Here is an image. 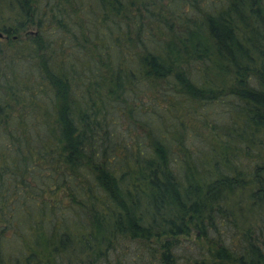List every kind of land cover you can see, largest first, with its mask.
<instances>
[{"label":"trees","instance_id":"trees-1","mask_svg":"<svg viewBox=\"0 0 264 264\" xmlns=\"http://www.w3.org/2000/svg\"><path fill=\"white\" fill-rule=\"evenodd\" d=\"M0 30V264H264V0H0Z\"/></svg>","mask_w":264,"mask_h":264},{"label":"rangeland","instance_id":"rangeland-1","mask_svg":"<svg viewBox=\"0 0 264 264\" xmlns=\"http://www.w3.org/2000/svg\"><path fill=\"white\" fill-rule=\"evenodd\" d=\"M144 100L146 101V105H148L149 102L151 101H155V104H159V105H164L165 101H161V100H154L150 97V95H145L143 94L142 96H140L139 98H137V100ZM145 105V106H146ZM197 105V112H200L199 110H201L200 105L198 104H194V106ZM214 110L217 109V107H213ZM128 110L124 113L125 117L122 116H115L114 119L119 121V128L120 130H122L125 132L124 135H128L129 134V138L135 137V135L139 132V130H141V123L139 122V120H136L135 118H131L129 117V114L127 113ZM119 113V112H118ZM213 114V112L211 113V115ZM121 115V114H120ZM123 115V114H122ZM117 118V119H116ZM128 120L130 121V125L129 128H127L128 126H125L126 123L129 124ZM123 128V129H122ZM129 129V130H126ZM131 136V137H130ZM181 241L180 244V248L178 249L179 251H184L185 248H187L190 243H194V236L191 235L189 237H180L179 239ZM123 243L121 244V247L119 250H117L116 252L112 253L109 256L110 262H112V264H117V260H120L121 264H142L141 262H143V259L141 260L140 258V254L141 253V247H140V243L135 242V241H122ZM195 246H193L194 248ZM195 249V248H194ZM155 264H160L155 261Z\"/></svg>","mask_w":264,"mask_h":264},{"label":"water","instance_id":"water-1","mask_svg":"<svg viewBox=\"0 0 264 264\" xmlns=\"http://www.w3.org/2000/svg\"><path fill=\"white\" fill-rule=\"evenodd\" d=\"M4 35V33L0 30V38Z\"/></svg>","mask_w":264,"mask_h":264}]
</instances>
